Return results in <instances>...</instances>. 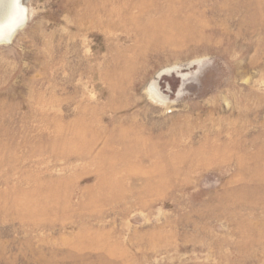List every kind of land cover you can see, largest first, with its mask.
Instances as JSON below:
<instances>
[{
  "label": "rangeland",
  "instance_id": "1",
  "mask_svg": "<svg viewBox=\"0 0 264 264\" xmlns=\"http://www.w3.org/2000/svg\"><path fill=\"white\" fill-rule=\"evenodd\" d=\"M21 3L0 264H264V0Z\"/></svg>",
  "mask_w": 264,
  "mask_h": 264
},
{
  "label": "bare ground",
  "instance_id": "2",
  "mask_svg": "<svg viewBox=\"0 0 264 264\" xmlns=\"http://www.w3.org/2000/svg\"><path fill=\"white\" fill-rule=\"evenodd\" d=\"M26 8L21 0H0V44L11 40L13 34L26 23ZM151 98L165 101L158 86L151 84L147 90Z\"/></svg>",
  "mask_w": 264,
  "mask_h": 264
}]
</instances>
